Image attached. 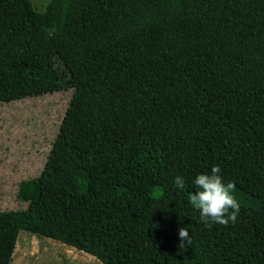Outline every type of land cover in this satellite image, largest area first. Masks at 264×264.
<instances>
[{"label": "trees", "instance_id": "obj_1", "mask_svg": "<svg viewBox=\"0 0 264 264\" xmlns=\"http://www.w3.org/2000/svg\"><path fill=\"white\" fill-rule=\"evenodd\" d=\"M38 18L72 94L25 208L0 212V264L21 230L102 264H264V0H48ZM216 165L240 204L227 227L189 203Z\"/></svg>", "mask_w": 264, "mask_h": 264}, {"label": "rangeland", "instance_id": "obj_2", "mask_svg": "<svg viewBox=\"0 0 264 264\" xmlns=\"http://www.w3.org/2000/svg\"><path fill=\"white\" fill-rule=\"evenodd\" d=\"M48 0H0V212L24 209L18 183L37 177L72 94L49 36L39 22ZM27 61L65 72L52 84L9 72L7 63ZM9 264H102L50 238L18 233Z\"/></svg>", "mask_w": 264, "mask_h": 264}, {"label": "clouds", "instance_id": "obj_3", "mask_svg": "<svg viewBox=\"0 0 264 264\" xmlns=\"http://www.w3.org/2000/svg\"><path fill=\"white\" fill-rule=\"evenodd\" d=\"M174 185L183 190L186 181L183 176H175ZM194 191L189 193V203L197 209L200 220L206 226L219 224L227 227L235 223L240 211V204L233 195L235 184H225L219 165L213 166L210 173L197 174L192 181ZM181 246L190 242L187 228H179Z\"/></svg>", "mask_w": 264, "mask_h": 264}]
</instances>
